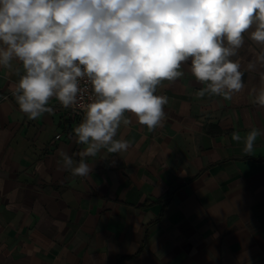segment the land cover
<instances>
[{"label": "crops", "instance_id": "1", "mask_svg": "<svg viewBox=\"0 0 264 264\" xmlns=\"http://www.w3.org/2000/svg\"><path fill=\"white\" fill-rule=\"evenodd\" d=\"M262 55L245 33L231 57L245 87L229 100L198 96L206 84L183 65L155 93L168 97L161 124L150 131L125 113L114 138L128 149L84 158L87 176L59 155L79 162L83 118L53 97L51 113L29 119L15 98L21 62L0 66V264H264V135L243 151V137L264 130Z\"/></svg>", "mask_w": 264, "mask_h": 264}, {"label": "clouds", "instance_id": "2", "mask_svg": "<svg viewBox=\"0 0 264 264\" xmlns=\"http://www.w3.org/2000/svg\"><path fill=\"white\" fill-rule=\"evenodd\" d=\"M245 33L264 45V0H0V66L21 62L15 98L29 119L51 113L53 97L74 105L80 82L91 85L95 99L73 129L86 145L80 160L59 153L75 176L92 171L84 158L128 149L127 140L114 138L121 122L131 123L125 113L150 131L161 124L168 97L155 93L182 77L183 65L206 84L198 96L239 93L244 73L231 57ZM261 81L255 103L264 107V75ZM261 135L254 128L243 137L245 154Z\"/></svg>", "mask_w": 264, "mask_h": 264}, {"label": "built area", "instance_id": "3", "mask_svg": "<svg viewBox=\"0 0 264 264\" xmlns=\"http://www.w3.org/2000/svg\"><path fill=\"white\" fill-rule=\"evenodd\" d=\"M80 93L78 94L77 102L74 105L69 107H64L59 103L56 99L57 104L67 110L71 115L77 118H84L85 116V106L87 103L93 101L95 99V95L92 92L91 85L87 82V80H83L80 82Z\"/></svg>", "mask_w": 264, "mask_h": 264}]
</instances>
